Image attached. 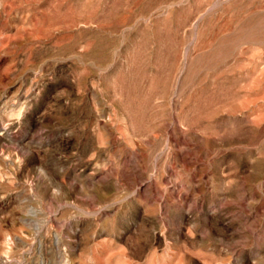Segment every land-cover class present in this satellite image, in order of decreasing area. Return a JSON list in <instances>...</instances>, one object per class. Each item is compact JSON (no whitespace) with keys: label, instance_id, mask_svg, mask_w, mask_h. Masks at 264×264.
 Listing matches in <instances>:
<instances>
[{"label":"rangeland","instance_id":"rangeland-1","mask_svg":"<svg viewBox=\"0 0 264 264\" xmlns=\"http://www.w3.org/2000/svg\"><path fill=\"white\" fill-rule=\"evenodd\" d=\"M0 264H264V0H0Z\"/></svg>","mask_w":264,"mask_h":264}]
</instances>
